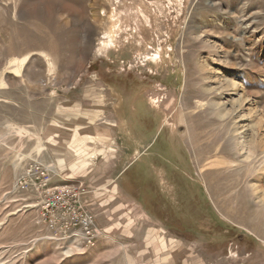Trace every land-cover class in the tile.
I'll use <instances>...</instances> for the list:
<instances>
[{"label": "rangeland", "instance_id": "obj_1", "mask_svg": "<svg viewBox=\"0 0 264 264\" xmlns=\"http://www.w3.org/2000/svg\"><path fill=\"white\" fill-rule=\"evenodd\" d=\"M263 143L264 0H0V264H264Z\"/></svg>", "mask_w": 264, "mask_h": 264}, {"label": "bare ground", "instance_id": "obj_2", "mask_svg": "<svg viewBox=\"0 0 264 264\" xmlns=\"http://www.w3.org/2000/svg\"><path fill=\"white\" fill-rule=\"evenodd\" d=\"M108 36H109V41L107 42L106 45H108L109 43H113L114 42V38H113L114 36H112L111 34H109ZM149 56H150L149 60L152 61V62H157L161 58L159 52H155L153 54H149ZM222 112H225V110L223 109ZM224 115H231V114H229V113L226 114L225 113ZM254 193L257 195V199L259 200V202L264 204V188H263L262 180H258V185L254 186Z\"/></svg>", "mask_w": 264, "mask_h": 264}]
</instances>
